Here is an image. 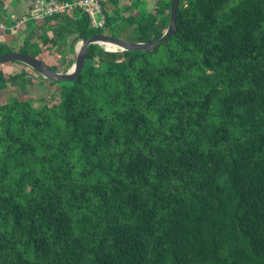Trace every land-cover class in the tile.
Here are the masks:
<instances>
[{
  "label": "trees",
  "instance_id": "obj_1",
  "mask_svg": "<svg viewBox=\"0 0 264 264\" xmlns=\"http://www.w3.org/2000/svg\"><path fill=\"white\" fill-rule=\"evenodd\" d=\"M141 2L106 0L102 28L82 10L33 21L38 39L0 56L67 72L73 37L123 19L155 42L172 0L138 20ZM11 63L0 93L33 71ZM45 82L56 105L0 100V264H264V0H181L154 52L94 44L78 81Z\"/></svg>",
  "mask_w": 264,
  "mask_h": 264
},
{
  "label": "water",
  "instance_id": "obj_2",
  "mask_svg": "<svg viewBox=\"0 0 264 264\" xmlns=\"http://www.w3.org/2000/svg\"><path fill=\"white\" fill-rule=\"evenodd\" d=\"M180 3L181 0H172L171 20L168 29L164 36L155 42H131L107 34H100L91 39H84L79 43V46L76 50L75 64L73 65L72 69L66 73L56 71L44 61L20 52H13L0 56V66L5 65L6 63L16 62L28 66L44 79L52 82L68 83L78 81L80 78V74L83 72L86 66L88 52L91 45H113L117 49L112 52L142 51L152 53L159 46L167 43L168 40L177 32L178 11L180 8Z\"/></svg>",
  "mask_w": 264,
  "mask_h": 264
},
{
  "label": "rangeland",
  "instance_id": "obj_3",
  "mask_svg": "<svg viewBox=\"0 0 264 264\" xmlns=\"http://www.w3.org/2000/svg\"><path fill=\"white\" fill-rule=\"evenodd\" d=\"M125 3H127L126 4L127 6L129 5L127 1ZM154 8L155 7L150 6L149 2H145V1L141 2L137 13H135L134 15L139 20L141 17L144 16L146 12H149L153 10ZM107 9L115 11V8L111 5H109ZM97 19L98 21H101L102 18L101 16H97ZM32 26L35 27V24L32 23ZM105 32L109 35L120 36L122 39L131 41V42H134L135 40H137V37H138L136 28L128 25L127 22H124V19L121 20L120 23H116V22L113 23L112 27L107 29ZM21 33H23L22 30L19 31V35H22ZM33 35L29 37V39L36 40L37 33L35 32ZM22 36L24 37V35ZM22 36H19L21 40L24 39ZM21 42L23 41H20V43ZM80 42L81 41L77 40L78 44ZM57 54H59L58 50H57ZM18 65L19 64L6 63L3 66V69L8 74H15V73H18L19 70L21 69L20 66ZM72 67L69 68L68 71H70ZM59 72H65V71L62 68V70H60ZM30 73H31L30 76L27 78V83H28L27 85L19 86L18 83L16 82L10 83L8 89L0 93V100L3 102H7L11 98L19 97L21 99L31 100L32 103L35 104V107H37L38 109L44 106L56 105L60 100V97H59V86L60 85L46 83L45 79L38 76L34 71H30Z\"/></svg>",
  "mask_w": 264,
  "mask_h": 264
},
{
  "label": "crops",
  "instance_id": "obj_4",
  "mask_svg": "<svg viewBox=\"0 0 264 264\" xmlns=\"http://www.w3.org/2000/svg\"><path fill=\"white\" fill-rule=\"evenodd\" d=\"M126 1L129 4L128 6H131L137 0H121L120 6L126 7ZM141 1L149 2L151 7H155L159 0ZM104 8L105 7H103V11ZM105 9L106 12L110 15H113L115 13V11L107 9V7ZM35 11H37L36 0H0V25L4 26L3 28H0V43H6L15 51H18L24 44L25 40H31L29 39V37H31L35 32L37 33V40L39 35H41V32L39 29L40 24H37L38 27L35 25L37 28L32 26V22L34 20H32L31 17L35 13ZM137 11V9H133L129 12V14H135L137 13ZM104 16L106 18L105 12ZM20 30L23 31V33L21 34L24 35V37L22 35H19ZM19 36H22L24 39L21 40ZM20 41H23L21 42L22 44L20 43ZM70 41L71 48H69V58H73V55H75L79 44L77 43L76 37H73ZM72 51H74V54L72 53ZM60 53L61 52L59 51V56H61ZM51 61H56V59L51 58Z\"/></svg>",
  "mask_w": 264,
  "mask_h": 264
},
{
  "label": "built area",
  "instance_id": "obj_5",
  "mask_svg": "<svg viewBox=\"0 0 264 264\" xmlns=\"http://www.w3.org/2000/svg\"><path fill=\"white\" fill-rule=\"evenodd\" d=\"M105 1L106 0H36L37 11H35L31 19L36 22H42L46 18L54 15H70L76 10H82L90 16L95 28H102L106 23L103 11V4ZM97 16H101V21H98ZM3 27V25H0V28ZM101 46H103L106 51H109L105 45Z\"/></svg>",
  "mask_w": 264,
  "mask_h": 264
},
{
  "label": "bare ground",
  "instance_id": "obj_6",
  "mask_svg": "<svg viewBox=\"0 0 264 264\" xmlns=\"http://www.w3.org/2000/svg\"><path fill=\"white\" fill-rule=\"evenodd\" d=\"M106 48L109 50V51H115L117 48L113 45H106Z\"/></svg>",
  "mask_w": 264,
  "mask_h": 264
}]
</instances>
